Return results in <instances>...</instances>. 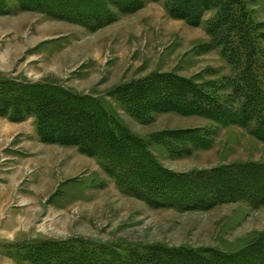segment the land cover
I'll return each instance as SVG.
<instances>
[{"label": "rangeland", "instance_id": "obj_1", "mask_svg": "<svg viewBox=\"0 0 264 264\" xmlns=\"http://www.w3.org/2000/svg\"><path fill=\"white\" fill-rule=\"evenodd\" d=\"M142 1L145 3L142 9L129 14L127 18L126 15L120 16L119 21L106 26L109 28L108 31L103 30L95 36L88 37L90 40L83 37L75 40H81L79 42L81 45L85 42L87 45L91 43L92 47L97 45L104 51V54H96L102 59L101 62L98 61L99 68L88 72L83 71L82 66L75 68L77 64L73 61V54L59 56L58 60L54 59L57 53L64 50L68 40L64 34L66 32L48 38V34L44 33L46 29L44 24L47 22L45 17L48 15L36 10L17 9L16 5H13L16 0H0V83L49 84L63 88L71 86L70 84L74 85L75 82L82 84L85 88H89L87 94L74 89L69 90L79 95H95L111 105L115 104L112 107L120 111L116 113L119 120L132 133L148 143L160 164L162 163L155 150L164 152L170 160L171 157L164 145L152 141L154 136L169 131L198 129L212 133L213 145L210 148L212 151L199 153L200 155L186 162L167 164V169L174 172L211 169L234 162L264 163V142L254 138L248 130L239 126L223 127L210 119L206 121L200 116H186L176 112L155 113L153 122L144 124L127 113L114 97L111 98L110 95L118 87L144 79L154 73H173L194 79L198 84H202L205 91L215 93L221 98L226 99L232 95L231 88L219 91L211 90L207 86L230 82L236 75L234 67L222 57L221 48L214 45L213 38L208 34L209 25L219 15L218 10L206 11L200 25L195 27L184 20L172 18L168 13L166 0ZM244 1L252 20L258 27L257 32L264 36V0ZM14 9H17L15 12H19L11 13L10 10ZM20 12L25 13V19H16ZM41 14L46 16L43 17ZM9 15L17 17L8 18ZM41 19L44 24L37 26L36 20ZM16 23L21 26V31L24 33L20 42L15 41L17 34L14 31L18 30ZM36 27L37 32H35ZM81 27L86 30L79 29L80 31L92 33L106 28L91 31L84 26ZM8 29H11L10 34H6ZM59 29L62 32L63 25H55V31ZM40 35L42 37L47 35L48 39L44 40ZM114 36L116 39L113 38ZM260 45L264 55L263 40ZM55 60L58 62L50 65ZM113 82L117 83L114 87H112ZM95 83L97 84L91 92L90 86ZM259 83V89L263 91L264 79ZM105 87L104 93H97L99 89ZM5 94V91L3 94L0 91V103L2 101L4 106L8 104L4 99ZM242 100L243 97L239 95L237 102ZM2 112H13L14 115V111L4 108L0 110V118L9 119L2 116ZM207 122L208 126H206ZM113 179L116 183L115 178ZM104 183L99 181L97 175L86 177L80 182L66 183L62 194L59 195L56 215L52 214L51 217L49 215L48 222L41 225V229L37 226L33 231H25V236L32 237L33 241L8 243L12 239L0 236V264H55L53 260L68 252V246L71 244L81 246L80 242H77L79 240L88 244V250L93 252L96 250L98 254L101 253V246L104 245H108L107 249L110 251L122 250V254H126L131 249H137L143 254L146 251L145 247L149 245L214 249L223 253H236L264 235V207L255 210L244 202L223 204L207 211L178 212L166 208L150 210L142 202L123 197L111 189L113 192H103V195L99 192L94 194L96 205H77L74 208L73 205L92 197L88 190L100 187ZM43 241L67 245H59L55 248L48 246L51 249L38 248L37 243ZM132 245L138 247L133 248ZM86 259L90 260L89 257Z\"/></svg>", "mask_w": 264, "mask_h": 264}, {"label": "trees", "instance_id": "obj_2", "mask_svg": "<svg viewBox=\"0 0 264 264\" xmlns=\"http://www.w3.org/2000/svg\"><path fill=\"white\" fill-rule=\"evenodd\" d=\"M16 2L22 11H40L52 19L80 24L91 31L145 6L142 0ZM166 3L172 18L195 27L200 25L206 11L218 10L219 15L209 25L208 34L214 45L221 48L222 57L234 67L236 75L230 82L207 86L219 91L231 88L232 95L221 98L205 91L194 79L173 73H154L118 87L111 98L144 124L153 122L155 113L176 112L210 119L223 127L239 126L264 142V90L259 89V81L264 79V55L260 49L264 36L257 32L245 1L166 0ZM0 91L2 94L5 91L4 99L8 103L4 106L1 101L0 110L14 111V115L2 112V116L13 122L34 116L44 143L74 146L81 153L98 159L105 171L115 178L122 193L143 201L152 209L207 211L236 202L248 203L255 210L264 207V163H238L176 173L160 164L148 143L132 133L116 113L95 97L79 95L57 85L18 82H1ZM239 95L243 97L242 102H237ZM211 137L213 134L208 130L198 129L163 132L152 141L164 145L171 158L179 159L210 149ZM77 242L81 246H68V252L53 260L55 264H264V235L236 253L149 245L143 254L137 249H128L122 254V250L110 251L108 245H104L98 254L96 250H88L86 242ZM59 245L67 244L37 243L38 248L51 249L48 246Z\"/></svg>", "mask_w": 264, "mask_h": 264}, {"label": "crops", "instance_id": "obj_3", "mask_svg": "<svg viewBox=\"0 0 264 264\" xmlns=\"http://www.w3.org/2000/svg\"><path fill=\"white\" fill-rule=\"evenodd\" d=\"M13 5H16L17 9L19 8L17 2H14ZM17 9H14L13 11L10 10V12L16 14L19 12H15ZM20 13L21 14L17 15L18 17L9 15L8 18L17 17L16 19H25V13ZM41 16L45 17L46 15L44 16L41 14ZM129 16L130 15H126L125 17L127 18ZM45 18L47 20L45 24L42 22V19L38 21L36 20L35 23L37 26L45 25L46 29L44 30V33L48 34V38L53 36L57 37L60 33L66 32L64 34H66L65 37L68 40L64 50L57 53L54 59L57 58L56 60H58L59 56L73 54V61L77 64H74L77 66L75 68L82 66L83 71L88 72H92L99 68L98 61L101 62L102 59L97 55L104 54L102 48H99L97 45L92 47L90 45L91 43L87 45L86 42L81 45V43H79L81 40H75L81 39L82 37L83 39H89L88 37L95 36L96 34L103 32V30L108 31V27L94 33L88 31L83 32L79 29H86L79 25L66 21H56L50 17L48 18V16ZM122 20H120V22ZM59 24L64 27L62 32L60 29L55 31V25ZM50 25L54 26L52 27ZM4 26L6 25L4 24ZM65 26L70 28H66ZM77 27L79 28L75 30L74 28ZM4 30L5 29L3 28V31ZM10 30L11 29H8L6 34H10ZM37 31L38 29L36 27L35 32ZM14 32L17 34L16 40L15 38L14 40L20 42L24 33H22L19 24L18 30L15 29ZM50 33L52 35H49ZM42 35L40 36L42 37ZM46 36L47 35H44L42 39L47 40L48 38H46ZM113 38L116 39L115 36ZM93 54L97 55L93 56ZM56 60L51 62L50 65L56 64L58 62ZM88 84H90V82H88ZM96 84L97 83L90 86L92 87L91 92ZM115 84L113 82L112 87H114ZM70 85L71 86H66L65 88L68 90L74 89L85 94L89 91V88H85L82 84H78L77 82H75L74 85ZM84 88L85 90H81ZM105 89L106 87L99 89L97 93H104ZM92 96L101 100L103 104L114 113H120V111H116L112 107L115 106V104L111 105L106 100L96 97L95 95ZM205 120L207 121V119ZM206 126H208V122ZM211 151L212 149L199 150L189 157H184L182 159L171 158V160L165 156L164 152H157V150H155V154L159 157V161L162 165L165 168H168L167 164L169 163L186 162L191 158L200 155L199 153ZM238 163L247 162H234L224 165ZM199 170H209V168L194 169L192 171ZM92 175H97L99 181H104L105 183L100 187L88 190L89 195H92V197L73 205L74 208L77 205H96L95 193L99 192L103 195V192H113L114 190L123 197L142 202L146 208L150 210H156L150 208L143 201L131 195L122 193L116 186L114 179L106 174L105 169L102 167L98 159L81 153L78 148H75L74 146L66 147L58 144L44 143L37 131L36 119L34 116L31 115L20 122H13L10 119L0 118V236L12 239V241H9L8 243L33 241L34 239H32V237L25 236V231H33L37 226H40L39 228L41 229V225L48 222L49 215L50 217L52 214L56 215V209L59 205L58 199H60L59 195L62 194L63 186L68 182H80L82 179L91 177ZM44 219L47 220L44 221ZM17 243L15 245H17Z\"/></svg>", "mask_w": 264, "mask_h": 264}]
</instances>
